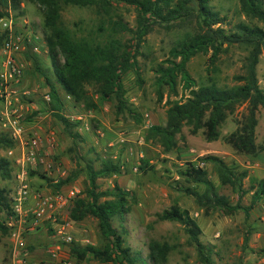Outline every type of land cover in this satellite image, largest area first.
<instances>
[{"label":"rangeland","instance_id":"rangeland-1","mask_svg":"<svg viewBox=\"0 0 264 264\" xmlns=\"http://www.w3.org/2000/svg\"><path fill=\"white\" fill-rule=\"evenodd\" d=\"M262 3L264 6V0ZM209 4L226 17V24L222 25L226 29L238 22L262 25L241 12L239 0H210ZM6 9L7 7L5 11ZM40 10L38 5L24 1L19 9H12V13L17 23L22 25L26 20L24 28L28 27L45 40ZM118 12L130 27L135 26L133 8L120 6ZM62 20L71 29L78 24L84 33L95 29L99 23L92 8L72 5L63 7ZM179 34L178 31L155 26L145 36V41L139 48L140 55L137 56L142 83H138L133 71L124 75L125 96L130 111L116 114L112 100L102 102L95 110H88L82 104L75 103L71 97L67 98L55 84L62 100L59 112L71 122L80 121V125L73 129L79 133V137L69 133L49 109V102L43 98V94L49 92V87L44 82L42 71L52 78V69L47 46L40 42L39 53H31L36 57L37 64L32 58L27 59L21 86L15 94L17 100H12V107L22 114L24 139L33 135L40 137L39 152L49 164L48 169L43 164H28L26 172L32 194L54 193L59 188L55 189L53 184L64 180L61 190L75 187L78 192L74 198L83 196L89 187V166L96 171L101 168L103 160L110 159L119 166L120 172L108 176L99 175L96 183L100 190L117 184L129 191L128 211L122 217H115L112 223L122 235L124 245L131 251L139 253L145 259L151 240L167 241L176 246L168 255L169 264H203L197 257L195 247L187 243L188 236L183 225L177 221H161L155 216L156 212L175 205L187 209L200 226V240L213 246L214 264H264V197L249 208L257 183L264 179V149L256 155L239 154L223 139L237 127L236 120L241 118L243 106L227 117L221 126L219 138L214 141L205 139L204 129L192 134L186 125L182 128L181 137H178L177 149L168 152L155 140L145 138L150 125L165 123L167 92L165 90L163 98L158 99L154 70L168 56L169 48ZM123 37L129 38V35L125 34ZM210 55L211 51L199 53L188 63V70L197 84L205 82L208 74H213ZM246 55L247 51L240 46H230L219 55L215 62L218 70L215 77L219 85L235 83L232 76L244 72ZM256 74L259 86L264 90V51L259 56ZM23 90H29V94H23ZM177 90L178 94L171 96V99L183 100L188 94L182 88V82H179ZM2 109L0 100V130L9 133L3 125ZM257 119L255 141L264 146L263 107L259 108ZM18 145L15 142L14 148ZM209 155L222 159L235 174L245 172V175L235 185L221 184L212 163L201 160ZM0 156L11 159V176H0V186L6 188L11 196L17 188V164L12 162L5 149H0ZM142 160L146 164L141 163ZM189 162H196V166L206 170L217 193L226 196L230 204L239 205L240 208L233 213H226L225 209L204 207L198 205L193 196L177 190V184L191 185L200 192L204 190V185L188 183L178 174ZM241 191L243 193L239 197ZM70 203L61 209L58 223L66 222ZM9 215L0 208V220L4 224ZM70 222L75 243L102 245L103 240L94 217L88 216L83 220ZM71 244L73 243L65 244L54 238L51 225L45 223L35 232L24 234L18 257L21 264L50 263L52 259L47 252L48 247L59 246L64 253V249H70ZM12 253L10 230H0V264H17ZM68 258H73L75 264H117L102 263L90 256L79 259L71 251ZM137 263L140 264L139 261Z\"/></svg>","mask_w":264,"mask_h":264},{"label":"trees","instance_id":"trees-1","mask_svg":"<svg viewBox=\"0 0 264 264\" xmlns=\"http://www.w3.org/2000/svg\"><path fill=\"white\" fill-rule=\"evenodd\" d=\"M24 1L36 4L41 9L52 69V78L42 71L44 82L49 87V109L74 137L80 136L73 130L80 125V121L71 122L59 112L62 100L55 84L75 103L82 104L88 110H95L102 102L112 100L116 114L130 111L125 96L124 75L133 71L138 83H142L137 60L140 55L139 48L144 43L145 36L155 26H160L180 34L169 48L168 56L154 70L158 99L163 98L165 90L167 92L165 123L150 125L145 138L155 140L168 152L177 149L178 137H181L182 128L186 125L192 134L204 129L205 139L214 141L219 138L221 126L227 117L243 106L241 118L236 120L237 127L223 139L239 154L256 155L264 149L263 145L255 141L257 113L260 107L264 108V90L259 86L256 74L259 56L264 51L262 0H239L241 12L248 18L261 22V26L238 22L230 29L222 27L226 24V17L211 7L210 0H0V16L6 13L5 8L8 5L15 10ZM67 5L92 8L99 18L96 28L84 33L78 24H75L74 29L66 26L62 20V10ZM120 6L133 8L134 27H130L123 20L118 12ZM125 34L129 38H124ZM4 40L5 34L0 33V47ZM230 46H240L247 51L244 72L232 76L234 84L219 85L215 77L218 71L215 62ZM208 51H211L209 60L213 66V74H208L205 82L197 84L188 70V63L192 57ZM26 58H32L37 64L36 57L31 53H27ZM179 82H182V88L188 94L183 100L171 99V96L178 94ZM14 145L15 141L10 134L0 130V149L7 150L14 148ZM201 160L212 163L223 185H235L245 175V172L235 174L217 156L209 155ZM142 162L146 164L145 160ZM11 170V159L0 156V176L9 178ZM89 171V187L83 196H77L71 201L68 217L72 221L94 217L103 242L101 246L73 243L70 245L71 253L79 259L90 256L102 263L138 264L139 261L140 264H169L168 255L176 247L174 244L151 240L148 243L147 258L144 259L124 245L122 235L113 226V219L122 217L128 211L129 191L117 184L100 190L96 178L99 175L118 174L119 166L112 160L105 159L100 169L95 171L89 166ZM178 174L188 183L204 185L202 192L191 185H176L177 190L193 196L198 205L225 209L226 213H233L240 208L239 205L230 204L226 196L217 193L207 171L196 166V162H189ZM64 183L61 180L53 184V187L60 189ZM242 193L243 191L239 197ZM262 197L264 179L257 183L249 208ZM0 208L7 215L11 213L9 192L1 186ZM155 216L161 221L181 223L188 236L187 243L195 247L199 261L203 264H214L213 246L200 240L201 228L187 209L172 205L156 212ZM0 230H8L1 220Z\"/></svg>","mask_w":264,"mask_h":264},{"label":"built area","instance_id":"built-area-1","mask_svg":"<svg viewBox=\"0 0 264 264\" xmlns=\"http://www.w3.org/2000/svg\"><path fill=\"white\" fill-rule=\"evenodd\" d=\"M26 24V20L22 25L17 23L11 5H8L6 13L0 16V33L5 34V40L0 47V100L3 105L1 114L4 118V127L9 130L10 137L17 145L19 144L16 149L6 150L12 162L17 164V188L10 196L11 213L5 222L10 230L13 244V260L17 264H21L18 252L23 246L24 234L35 232L45 223L51 225L54 238L60 239L65 244L76 242L69 217L63 223H58L57 218L61 209L67 206L78 192L75 187L65 191L60 189L54 193L41 192L38 195H33L31 191L26 172L28 164H43L46 169L49 164L40 155V137L33 135L24 139L22 114L12 107V100H17L15 94L18 93L23 80L28 62L27 53L38 54L40 42L46 46V41L28 27L24 28ZM22 93L29 94V90H23ZM43 98L49 102V93L43 94ZM67 98L70 96L67 95ZM47 252L52 260L44 264H75L73 258H68L69 248H65L63 253L59 246H51L48 247Z\"/></svg>","mask_w":264,"mask_h":264}]
</instances>
